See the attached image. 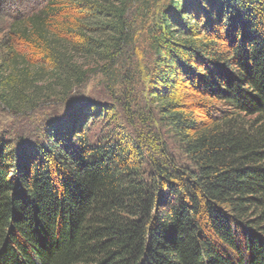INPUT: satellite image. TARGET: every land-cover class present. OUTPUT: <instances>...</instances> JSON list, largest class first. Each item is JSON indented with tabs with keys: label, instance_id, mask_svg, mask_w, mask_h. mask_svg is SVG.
<instances>
[{
	"label": "trees",
	"instance_id": "obj_1",
	"mask_svg": "<svg viewBox=\"0 0 264 264\" xmlns=\"http://www.w3.org/2000/svg\"><path fill=\"white\" fill-rule=\"evenodd\" d=\"M7 5L0 103L44 118L0 136V264H264V0Z\"/></svg>",
	"mask_w": 264,
	"mask_h": 264
},
{
	"label": "rangeland",
	"instance_id": "obj_2",
	"mask_svg": "<svg viewBox=\"0 0 264 264\" xmlns=\"http://www.w3.org/2000/svg\"><path fill=\"white\" fill-rule=\"evenodd\" d=\"M34 1L35 0H8V5L6 9V13L8 14V18H9L8 20H11L13 18L14 5L19 7V10L25 13L28 12L29 9H31V6L32 4H34ZM145 56L143 57L144 60H142L143 63L152 61L153 58L152 54L148 53ZM141 87H142L141 85L137 87L139 93H141L143 90ZM143 88H145V86ZM76 92H77L76 93L77 96L75 98L77 100H80L81 104L85 102L86 103H93L94 101L98 102V99L113 104V102L112 101L110 102V100H108L107 98L109 92L101 82L100 75H94V74L91 75L88 79V82L85 85H83L81 88H79ZM120 99H122V96H120ZM75 103H76L75 101L74 103H71V105L74 104L72 107L74 106L76 107L78 105L77 103L76 104ZM56 109L52 110L54 116H56L57 113L60 116V114H63L66 110L63 109V106H60ZM48 111L49 110H47L46 112L48 113ZM116 116L119 118L121 122H124L126 124H128V121L131 120L130 115L126 114V112L123 111L121 108H119L116 111ZM43 118L44 116H41V113L37 115L31 113H28L26 115L25 114L16 115L12 113L6 106L0 103V136L5 139H14L16 137L21 136V138H23L25 142L36 141L37 139L35 137L36 135L39 134V130L41 129ZM104 124H105V119L98 121L97 126L93 129L91 134H94L95 132L99 131Z\"/></svg>",
	"mask_w": 264,
	"mask_h": 264
}]
</instances>
